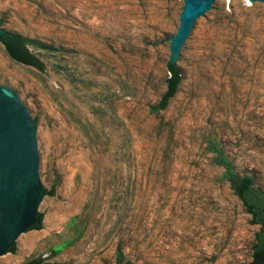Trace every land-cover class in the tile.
<instances>
[{
    "label": "rangeland",
    "instance_id": "rangeland-1",
    "mask_svg": "<svg viewBox=\"0 0 264 264\" xmlns=\"http://www.w3.org/2000/svg\"><path fill=\"white\" fill-rule=\"evenodd\" d=\"M184 0H0V25L46 71L0 41L3 85L41 116L44 222L0 264H250L255 234L214 163L220 145L264 190V8L228 0L201 24L166 109ZM42 44L49 46L45 48Z\"/></svg>",
    "mask_w": 264,
    "mask_h": 264
},
{
    "label": "water",
    "instance_id": "water-1",
    "mask_svg": "<svg viewBox=\"0 0 264 264\" xmlns=\"http://www.w3.org/2000/svg\"><path fill=\"white\" fill-rule=\"evenodd\" d=\"M228 0H184L171 48L178 66L201 33V24L220 11ZM264 8V0H250ZM11 32L0 26V36ZM0 69V262L35 230L39 212L45 216L49 189L44 133L40 115L15 86L3 85ZM34 118L38 119V125ZM44 222V219H43ZM43 224V223H42ZM29 230V231H28Z\"/></svg>",
    "mask_w": 264,
    "mask_h": 264
},
{
    "label": "trees",
    "instance_id": "trees-1",
    "mask_svg": "<svg viewBox=\"0 0 264 264\" xmlns=\"http://www.w3.org/2000/svg\"><path fill=\"white\" fill-rule=\"evenodd\" d=\"M3 21H0L2 25ZM0 41L5 46L9 56L17 62L24 63L46 71V64L28 48L29 41L19 34L5 32L0 36ZM45 48H50L42 44ZM169 78L167 79V90L160 102L151 107L150 111L158 113L167 108L169 101L175 96L178 86L182 80V72L176 63L168 62ZM38 125V119L34 118ZM210 150L214 153L213 161L216 165L224 168L223 179L229 183L233 192L241 199L245 210L252 215V223L260 226L255 234L253 245L252 261L250 264H264V190L256 185L255 177L252 175H242L236 171L231 159L226 155L224 149L218 144H212ZM43 194L54 196V189H47L43 186ZM44 214L39 212L37 224L29 230H40ZM28 230V231H29ZM17 244L15 243L8 252L16 253ZM43 258L31 259L24 264H42ZM116 264H132L126 260L122 245H118L116 252Z\"/></svg>",
    "mask_w": 264,
    "mask_h": 264
}]
</instances>
